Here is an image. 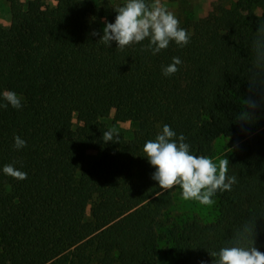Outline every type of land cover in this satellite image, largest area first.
<instances>
[{"label":"trees","instance_id":"obj_1","mask_svg":"<svg viewBox=\"0 0 264 264\" xmlns=\"http://www.w3.org/2000/svg\"><path fill=\"white\" fill-rule=\"evenodd\" d=\"M6 1L0 94L15 92L22 107L0 108V264H154L158 221L173 197L151 178L143 145L165 124L197 156L211 155L217 138H231L228 176L237 178L231 191L215 193L213 222L175 229L173 264H212L208 252L231 243L245 223L255 224V246L264 252V107L250 121L237 120L264 13L180 24L189 43L172 41L153 55L147 40L120 50L90 35L100 21L114 22L122 4ZM173 57L182 63L165 76ZM111 111L114 120L136 124L131 139L113 132L118 142L102 140L109 129L98 121ZM16 136L25 147H14ZM86 150L97 158L85 165L78 157ZM8 164L27 178L5 175Z\"/></svg>","mask_w":264,"mask_h":264},{"label":"clouds","instance_id":"obj_2","mask_svg":"<svg viewBox=\"0 0 264 264\" xmlns=\"http://www.w3.org/2000/svg\"><path fill=\"white\" fill-rule=\"evenodd\" d=\"M114 22L103 21L102 36L93 30L90 35L100 36L99 41L108 47L115 42L117 48L125 49L133 44L148 41L144 50H150L153 55L166 49L170 42L185 46L189 43V34L180 26V21L173 12L165 8L160 0H126L114 8ZM252 41V63L248 71L249 98L243 99L242 110L237 114V120L247 122L254 119L257 109L264 107V23L259 24ZM182 61L173 57L172 63L163 68L165 76L175 74ZM0 108L11 105L22 107L21 98L13 91L6 90L0 94ZM105 143L118 142L111 130L103 132ZM186 137L177 133L165 124L154 140H147L143 145L144 156L155 169L151 178L163 190L176 186L181 189L185 200H196L204 205H211L212 197L217 191H231L237 183L235 176H228V158H221L218 163L204 155H194ZM26 141L19 136L14 138V147L21 149ZM3 173L17 180L27 178V173L8 164L3 167ZM255 224L245 223L235 233L231 243L222 246L218 251L208 252L212 264H264V252L255 246ZM201 264L206 262L201 261Z\"/></svg>","mask_w":264,"mask_h":264},{"label":"rangeland","instance_id":"obj_3","mask_svg":"<svg viewBox=\"0 0 264 264\" xmlns=\"http://www.w3.org/2000/svg\"><path fill=\"white\" fill-rule=\"evenodd\" d=\"M25 3L27 0H20ZM95 6L108 1L111 6H118L126 0H91ZM149 3L152 0H148ZM161 4L180 21V24L192 23L211 19L221 13L228 17L243 15L248 11L255 15L264 13V0H160ZM43 4L54 5L52 0H42ZM10 22L9 5L6 0H0V27H7ZM100 34H103V21H100ZM99 126L107 128L119 135L123 141L132 138L137 126L131 121L119 122L114 120V111H111L108 117L101 118L98 121ZM81 127L80 116L78 113L72 115V130L77 131ZM234 147V141L231 138L219 137L212 145V153L208 157L218 163L221 158H229ZM97 158V153L93 150H86L78 157V160L85 165ZM229 168V165H228ZM173 202L172 205L160 217L157 226V232L161 236L158 243V251L155 254L154 264H173L176 255L173 249L172 236L176 228L183 226L187 222L196 221L201 224L213 222L218 215V200L213 196L214 201L211 205H204L196 200H185L182 197L179 186L171 190ZM86 216H89V208L86 210Z\"/></svg>","mask_w":264,"mask_h":264}]
</instances>
